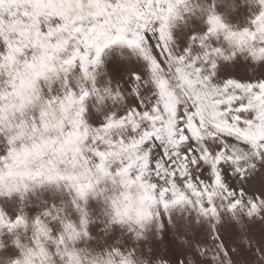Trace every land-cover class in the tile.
Masks as SVG:
<instances>
[{
  "label": "snow or ice",
  "instance_id": "snow-or-ice-1",
  "mask_svg": "<svg viewBox=\"0 0 264 264\" xmlns=\"http://www.w3.org/2000/svg\"><path fill=\"white\" fill-rule=\"evenodd\" d=\"M0 264H264V0H0Z\"/></svg>",
  "mask_w": 264,
  "mask_h": 264
},
{
  "label": "clouds",
  "instance_id": "clouds-1",
  "mask_svg": "<svg viewBox=\"0 0 264 264\" xmlns=\"http://www.w3.org/2000/svg\"><path fill=\"white\" fill-rule=\"evenodd\" d=\"M49 118L53 122L52 126H54V122L56 120L55 114L54 113L53 114H50V117Z\"/></svg>",
  "mask_w": 264,
  "mask_h": 264
}]
</instances>
